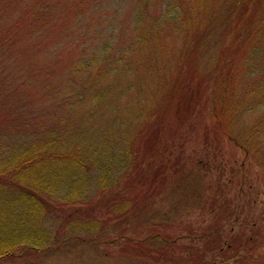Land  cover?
I'll use <instances>...</instances> for the list:
<instances>
[{"label":"trees","instance_id":"1","mask_svg":"<svg viewBox=\"0 0 264 264\" xmlns=\"http://www.w3.org/2000/svg\"><path fill=\"white\" fill-rule=\"evenodd\" d=\"M92 1L0 0V50L18 47L20 50L14 51L17 62L28 59L27 42L33 51L38 50L42 31L56 29L69 15L78 17L80 22V34L74 31L76 38L69 43L82 53L70 67L72 78L67 88L54 86L52 89V113L49 122L42 121L40 125L46 132L44 137L39 134L42 144L38 143L33 152L29 146L24 153H16L20 159H6L0 169V235L6 237L0 241V264H44L46 259L79 244L100 248L102 252L104 248L118 246L122 254L129 253V257L148 264L159 263L164 255L176 254L180 247L172 250L179 239L160 229L175 223L168 212L159 216V222L148 224L141 236H127L129 230L122 229L124 223L137 217L139 208L145 203L153 204L162 194L164 178L179 173L184 165L180 161L183 159H170L169 152L161 159V137L144 153L142 142L149 138V131L157 126L159 117L174 109L172 104H165L169 95L179 100L186 90L202 82L194 76L209 48L205 41L212 35L226 34L230 26L247 31V26L256 21V30L245 36L256 50L238 62L231 59L229 67L215 77L212 74L216 84L212 88L216 86L215 91H219L212 111L219 119V127L224 126L222 135L243 152V158H248L241 161L246 170L239 182H243L242 192L234 196L240 200L239 205L242 203L247 208L240 221L239 235L243 240L232 243L235 228L230 230L232 240L219 229L211 235H195L194 239L205 241L207 251L213 237L215 242H222L221 247L209 253L215 257L233 248L247 263L264 260V212L261 217L250 218L254 205L264 203L261 196L264 195V10L260 13L264 0H218L209 10H206L207 1L199 0L204 17L193 19L191 29L201 38L195 37L192 48L176 51L172 65L163 64L162 69L158 64L164 45L159 32L164 23L171 22L177 27V19L169 13V7L176 10L177 5L166 9V0L162 4V0H140L131 47L113 53V49L91 50L89 37L81 31L84 21L81 14ZM152 9L155 15L150 13ZM110 35L117 32L111 31ZM234 39L240 41L237 37ZM151 41L157 65L153 67L147 61L138 66L137 60L147 59ZM244 43L242 40L239 50H243ZM257 50L261 55L259 62ZM30 59L34 65L37 57ZM47 70H51V65ZM175 70H178L176 74ZM32 72L40 75L43 71L38 67L24 75ZM4 74H0L3 103L11 98L12 83H18L16 88L27 82L33 84L28 78L23 81L20 72L3 77ZM37 115L22 117L18 113L19 129L29 128ZM156 156L159 158L155 159ZM216 162L199 159L197 164L212 173L222 170ZM233 163L230 171H222L227 172L222 174H226L224 183L228 188L237 183L236 163ZM255 168L259 185L250 176ZM220 202L229 207L233 200L229 201L226 195L215 196L211 207L215 215ZM103 203L105 212L98 214L96 208ZM246 203L251 205L246 207ZM233 214L235 210L228 219L236 222ZM112 221L121 227L118 233L109 230ZM112 235L110 239L108 236ZM185 250L187 254L200 253L193 244L186 246L182 254ZM202 257L203 264H207L206 256Z\"/></svg>","mask_w":264,"mask_h":264},{"label":"rangeland","instance_id":"2","mask_svg":"<svg viewBox=\"0 0 264 264\" xmlns=\"http://www.w3.org/2000/svg\"><path fill=\"white\" fill-rule=\"evenodd\" d=\"M206 1L208 3L206 10H209L211 4L218 0ZM139 2L140 0H93L91 4L85 6L81 14L84 19V21L82 20L81 31H84L90 39L89 48L99 50V52L112 49L113 53L127 51L131 47L132 38L135 36L134 29ZM160 2L162 4L164 0ZM198 2L199 0L165 1L164 6H166V9L169 5H177L176 10L169 7L174 12L171 13L170 10L169 13L177 19L178 23L176 28L171 22L164 23L159 32L164 45L162 53L161 51L157 52L158 54L161 53L162 56L161 63L158 64L159 68L162 69L163 64L171 66L176 51L182 50L181 48H192L195 44L193 43L196 40L195 37L201 38L193 28L191 29L193 19L204 17V12H202L203 10L199 7ZM92 4L98 6L92 7ZM263 10L264 4L263 8L260 9V13ZM150 13L155 15L156 12L152 9ZM163 26L167 27L163 28ZM257 26L258 22L256 21L254 24L247 26V31H239L234 26H230V29L225 28L226 34L224 35L213 36L212 34H216V32L211 34L212 36L205 41L209 48L201 57L197 69L198 73L194 76V78H200L202 82L191 90H186L179 100H176L175 96L170 94L165 104H172L174 109L171 108V111L161 115L164 116H160L161 119L159 117L160 124L158 119L157 126L149 131V138L142 142V153H144L149 151L156 144L157 139L161 137L159 151L162 155L161 159L164 158L163 156H167L169 152L170 159L184 160V162L180 160L181 165L183 163L184 165L180 171L178 170L179 173L164 178L162 194L157 196L155 202L153 204H142V209L139 208L137 211L139 213L136 215L137 217L122 225L123 230L126 232L129 230L126 233L127 236H141L148 224L153 221L159 222L160 215L166 212L171 214L175 219V223L171 222V225L167 224L160 227V229L169 236L175 234L179 242L176 246L173 245L172 251L179 247L180 250L178 249L176 254L164 255L163 260L156 264H203L202 255L206 256L205 261L207 264H219L221 260L224 261L221 264H264V260L262 262L257 259H254V262L247 263L245 259L236 255L237 253L233 248L227 249L225 253L217 254V257H215L214 254L209 253L217 247H221L222 242H215L216 239L213 237L210 244H208L210 248L207 251L205 241L200 240V238L194 239L196 236L206 235L205 233L211 235L218 229L223 231L224 236L227 235L231 239L230 233L232 232L230 230L235 228L232 233V243L239 244L243 240L239 235L242 231L240 221L244 219L247 208L242 206V203L239 205L240 200H236L234 196L242 192L243 182L242 184H239V182L244 178L246 170L241 161L248 158H243V152L232 141H229L225 135H222L224 134V126L219 127V119L212 111V104L216 103L219 93V91H215L216 86L212 88V84L216 85L212 74L214 73L215 77V75L226 70L231 63V59H236L238 62L244 55H250L256 50L254 44L246 40L245 36L248 32L253 33ZM79 27L78 17L69 15L66 22L56 29L42 31L40 35L42 43L39 45L38 50L33 51L31 44L27 42L30 54L24 62H17L14 58V51L20 50L18 47L0 50V74L6 73L3 77L20 72L23 81H25L24 78H28L29 81L33 82V84L24 83L22 86L19 84L20 87L18 88H16L18 83H12L14 88L11 91V98L5 103H3L4 93L0 92V169L6 163V159H20L15 156L16 153L25 151L29 146L32 147L31 151L33 152L34 148L36 149L38 145L42 144L38 138L46 136V132L44 133L45 127L41 129L40 125L42 121L48 120L49 122V115L53 109L50 104L52 89L54 86L67 88L70 84L68 82L72 78L69 75L70 67L74 60L82 55L78 48L69 43L76 38V36H73L74 31H77L78 35L80 34ZM111 31L117 32V35H110ZM95 34H98L99 37L95 38ZM235 37L240 41H235ZM79 40L81 39L79 38ZM242 40H245L242 46L243 50H239ZM55 46L58 47L54 48ZM150 46H152L151 49L146 52L147 59L135 60L138 66H142L147 61L153 67L157 65L158 61L153 57L155 48L152 41ZM259 52L260 50H257L258 62L261 57ZM33 54L34 56H32ZM35 56L37 59L34 60V65H32L30 61L33 59L30 58ZM49 65H51V70L48 72L47 67ZM38 67L43 71L40 75H36L35 72H32V75H24L25 72L34 71ZM177 71L175 70V74ZM261 73L262 71H260ZM18 78L20 77L17 76ZM18 113L22 117L36 113L39 117L36 116V120L32 122L29 128L19 129L21 118L18 117ZM173 147H175L174 150ZM35 156L32 155V158ZM158 158L156 156L155 159ZM199 159L218 161L216 162L217 167L222 170L208 173L197 164ZM233 162L236 163L237 183L228 188V185L224 183L227 172L222 171H230L234 165ZM256 171L255 168L250 176L255 184L259 185V177ZM219 195H226L228 200H233V202L229 207L223 206V201L220 199L222 202L216 205L215 213L218 214L215 215L211 210L212 200ZM261 196L264 200V195ZM250 205V203H246V207ZM96 210L98 214H103L105 212L104 203L99 207L97 206ZM234 210L236 214H233V217L237 219L236 222L228 219L231 211ZM253 210L250 218L259 215L261 217L264 212V203L263 206L255 204ZM111 223L109 230L117 232L121 229V227H117L116 222L112 221ZM262 229L264 232V224H262ZM108 237L111 239L114 236ZM4 239L6 237L0 235V241ZM191 244L196 245L200 253L191 254L190 252V254H187L186 251L188 250H185V254H182L183 249ZM165 257L168 260H165ZM97 262H100V264H148L138 262L135 257H129V253L122 254L118 246L104 248L102 252L100 248L95 249L92 246L81 244L67 251H62L58 256L46 259L44 264H98Z\"/></svg>","mask_w":264,"mask_h":264}]
</instances>
